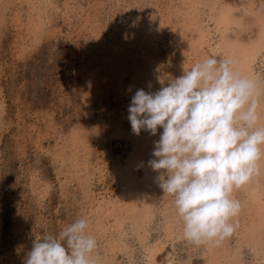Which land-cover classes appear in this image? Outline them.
Returning <instances> with one entry per match:
<instances>
[{
    "label": "rangeland",
    "instance_id": "1",
    "mask_svg": "<svg viewBox=\"0 0 264 264\" xmlns=\"http://www.w3.org/2000/svg\"><path fill=\"white\" fill-rule=\"evenodd\" d=\"M210 56L264 90V0H0V264L79 218L95 264H264V168L233 192V234L191 244L148 163L163 129L128 119Z\"/></svg>",
    "mask_w": 264,
    "mask_h": 264
},
{
    "label": "clouds",
    "instance_id": "2",
    "mask_svg": "<svg viewBox=\"0 0 264 264\" xmlns=\"http://www.w3.org/2000/svg\"><path fill=\"white\" fill-rule=\"evenodd\" d=\"M230 58L210 56L155 93L136 91L129 105L132 131L156 135L149 166L173 197L183 237L194 245L221 241L235 230L240 202L233 192L259 174L264 127H258L256 81L234 71ZM96 238L79 218L58 236L38 239L23 264H95Z\"/></svg>",
    "mask_w": 264,
    "mask_h": 264
},
{
    "label": "bare ground",
    "instance_id": "3",
    "mask_svg": "<svg viewBox=\"0 0 264 264\" xmlns=\"http://www.w3.org/2000/svg\"><path fill=\"white\" fill-rule=\"evenodd\" d=\"M254 9V8H253ZM253 11V10H252ZM252 12H248V14H251ZM234 14V13H233ZM247 14V13H246ZM235 15V14H234ZM235 18H236V16H235ZM233 20H235L234 18H233ZM260 165L262 166V168H264V165H262V161H259L258 162V167H260ZM264 209V208H263ZM261 210V209H260ZM262 211V210H261ZM263 216H264V210H263ZM263 219H264V217H263ZM263 225H264V223H258V227H263Z\"/></svg>",
    "mask_w": 264,
    "mask_h": 264
}]
</instances>
